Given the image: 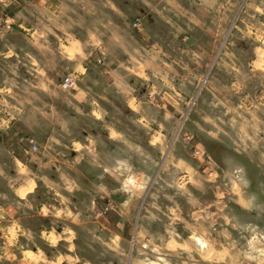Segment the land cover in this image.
I'll return each instance as SVG.
<instances>
[{
    "label": "rangeland",
    "instance_id": "rangeland-1",
    "mask_svg": "<svg viewBox=\"0 0 264 264\" xmlns=\"http://www.w3.org/2000/svg\"><path fill=\"white\" fill-rule=\"evenodd\" d=\"M112 3L124 16L100 1L97 19H66L91 56L82 78L57 34L18 36L20 63L0 62V208L14 204L28 229L13 264H28L20 251L35 247L69 264H264V146L251 126L233 129L220 103L235 109V79L246 91L256 84L264 0ZM91 26L97 52L86 44ZM157 57L163 78L153 67L138 74L135 60ZM70 75L76 86L64 90ZM28 176L37 189L17 200ZM46 230L66 240L49 247ZM43 258L33 262L50 264Z\"/></svg>",
    "mask_w": 264,
    "mask_h": 264
},
{
    "label": "crops",
    "instance_id": "crops-1",
    "mask_svg": "<svg viewBox=\"0 0 264 264\" xmlns=\"http://www.w3.org/2000/svg\"><path fill=\"white\" fill-rule=\"evenodd\" d=\"M100 1L111 5L112 10L109 14L114 16V18L116 16H124L125 13L119 11L117 7L113 5V0H0V62L9 63L10 61H14L20 63L19 59L22 50L20 48L18 36H22L27 42L31 41L35 44L36 42H41V40L43 41L45 37L51 34H57L62 36V39L61 37L59 38V46L62 49L61 52L63 53L64 58L77 62L73 71L74 73L77 72L79 77L82 78V71H86V60L91 56H88L89 54L84 52L85 49L83 43L75 37L76 31L72 33L71 31H68L65 22L66 19L71 18H74L75 20L81 19L82 17L90 18L91 20L97 19L98 13L93 8L94 6L96 7ZM83 3H89L91 5L90 10L84 8L82 6ZM68 4H72L74 8L67 10ZM23 11H26L27 14V18L22 15V18H26V21L16 20L20 14H24ZM67 11H70V13ZM5 18H8V20H4ZM10 23L12 25V30L11 28H7V24ZM109 24H112V22H109ZM97 30L98 29L93 28L92 26L86 29L88 36L86 44L89 45V48L92 50L91 52L99 51V47L103 43L101 39L97 37ZM143 39L147 40V36H144ZM62 40L66 43H61ZM154 49L157 51V45ZM145 52H147V50H145ZM262 55L264 56V47L257 48L255 50V58L249 64V67L252 68H250L251 74L249 79L254 81L257 80L256 84L246 91V85L239 83V78L235 79V94H233L234 99H231L233 100L235 109L232 111L228 110L226 104L229 99L227 97L223 98L224 104L223 102H220L223 107L226 108L227 115L233 116V121H231L232 119L230 120V123L233 124V129L244 132L245 130H248V126H251V129L258 131L256 135L261 138L258 137L256 142L259 151L260 147L264 146V58H261ZM27 57L31 58L29 55ZM135 61L137 63L138 74L144 76L145 79H147L146 68L148 67L155 68L159 76L161 78L164 77V67H166L164 65L166 64L161 58H155L152 61V64H150L148 60H141L142 62L138 60ZM223 86L227 87L226 85ZM2 91L3 89L0 88V92ZM74 98L78 102H82L86 100V94L84 92H77L74 94ZM248 115L251 116L252 121L247 119L246 116ZM36 189L37 186L35 179L28 176L22 181V183L19 185L17 184L16 187L13 188L12 195L17 200H27L32 197L31 195L35 193ZM39 210L41 212L44 210L49 211L48 207L44 206L40 207ZM4 216L9 219L5 218L6 220H3ZM18 217H20L19 212L16 211L14 204H10L5 208H0V249H4V244L7 246L6 243L11 244V248L4 252L2 250L0 253V261H2L3 258L7 261L8 259H12L10 260V263L13 264V260L17 258L15 251L17 249L18 241L20 237H25L26 231L28 232V229H24V225ZM20 232H22V234H19ZM56 233L57 236H54L56 242H53L51 232L47 230L40 232V239H42L49 247H53L58 242L66 240L63 232L59 231ZM70 247L72 248V246ZM53 251V256H45L42 249L35 247V250H27L24 248L20 251V254L22 256L24 255L28 264H35L34 262L42 260L43 257L48 258L50 264H69L72 260L71 257L57 252V250ZM29 254H32V256ZM0 264H2V262ZM14 264H18V262Z\"/></svg>",
    "mask_w": 264,
    "mask_h": 264
},
{
    "label": "built area",
    "instance_id": "built-area-1",
    "mask_svg": "<svg viewBox=\"0 0 264 264\" xmlns=\"http://www.w3.org/2000/svg\"><path fill=\"white\" fill-rule=\"evenodd\" d=\"M7 28L9 29L10 26H7ZM76 86V81L73 79L72 75L67 76L64 81H63V88L64 90H68V89H72ZM32 146H33V150H37V146L35 145V143L32 141Z\"/></svg>",
    "mask_w": 264,
    "mask_h": 264
}]
</instances>
